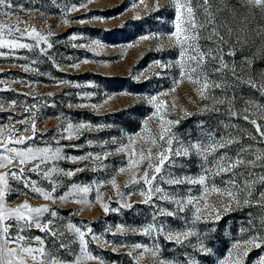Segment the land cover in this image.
I'll return each mask as SVG.
<instances>
[{
	"label": "rangeland",
	"instance_id": "obj_1",
	"mask_svg": "<svg viewBox=\"0 0 264 264\" xmlns=\"http://www.w3.org/2000/svg\"><path fill=\"white\" fill-rule=\"evenodd\" d=\"M11 2L14 9L0 6V13L8 12L7 17L0 15V24H12L18 19L22 23L17 27L28 30L35 27L53 47L48 49L47 56L38 48L0 49L6 53L0 56V138L6 139L9 130L15 132L22 128L27 130L21 135L30 136L31 124L35 121L37 132L27 142L29 146L60 147L67 157L89 154L106 157L101 160L57 161L55 166L61 172L52 173L50 180L32 173L31 179L46 191H50L49 185L53 181L58 185L51 201L30 191L26 193L10 181L11 192L6 198L8 207H16L25 200L32 206L48 205L50 211L57 212V216L53 218L45 213L41 221L45 222V218L55 220L64 233L69 251L54 248L53 237L35 226L23 230L31 246L39 247L35 238L41 237L46 251L55 252L58 259L71 264L82 255L78 235L67 231V226L72 224L87 233L85 251L96 257L81 259L80 264H185L189 260L195 264H220L221 260H236L237 253L245 248L252 250L247 256L239 257L241 264H255L259 257L264 256V250L253 249L248 243L253 236L264 235V228H261L264 208L255 203L259 193L264 191V185H255L252 205L237 206L233 202L229 207L224 197L211 190L213 184L222 189L224 184L221 181H227V175L213 177L207 191L198 184L170 186L154 181L177 198L186 200L193 197L201 201L187 207L179 218L167 217L156 214L157 209L173 211L177 205L157 200L158 194L153 196V203H143L147 198L145 190L148 185L144 184L142 177L150 161L145 159L139 167L136 166L140 152L147 156L149 148L153 150L151 162L155 166V153L162 150L160 145L163 142L157 140L153 145L150 141L162 131L158 123L160 116L173 122L170 129L172 138L185 145L200 139L202 131H210L217 138L224 136L240 141L228 150L229 156L234 157L241 147L249 145L253 153L264 152V142H261L254 126L239 117H230L226 111L229 107L227 98L231 97H235L234 110L241 116L245 114L243 110L248 108L249 101L264 105L260 92L246 83H236L231 73L234 66L242 81L255 79L260 82L264 77V13L242 8L237 0H209V11L215 16L217 24L223 26L227 23L234 33L243 27L239 20L250 11H253L256 20L252 25L254 30L247 33L244 43L233 44L236 39L234 34L229 45L223 46L227 71H215L214 65L219 61L208 63L204 70L208 79L224 87L206 90L202 98L197 91L201 85L192 83L187 76H181L180 48L175 45L173 33L178 23L183 27V22L187 20L183 7L180 19H177V3L190 4L198 19L203 21V0ZM72 6L77 10L68 11ZM230 9H236L237 20H232ZM258 31L261 34L258 35ZM221 34L228 39L224 27H221ZM21 42L32 44L34 39L25 37ZM39 46L47 48L43 41ZM200 46L207 51L217 45L201 39ZM229 52L235 55H228ZM26 67L32 70L25 71ZM152 97L157 99L149 103ZM218 99L225 102L215 103ZM157 104L160 105L159 110ZM26 108L32 109L31 114L25 111ZM205 108H218L219 111H204ZM247 114L251 118L257 115L255 108H250ZM21 120H27V125H22ZM177 120L179 123H175ZM68 123L73 126L88 124L94 130H83L79 137L67 139L64 128ZM164 126L169 127L168 124ZM62 136L65 138L62 139ZM253 136L256 139H250ZM10 146L23 148L25 145ZM173 146L177 145L174 143ZM249 158L254 156L250 153ZM69 170L76 171V174L71 177L63 175ZM2 171L6 169L0 168ZM202 172L200 157H175L173 163L166 162L162 167L161 175L165 180L169 174L198 178ZM253 172L255 177H259L264 175V168L257 167ZM245 176L246 170L240 169L236 179L241 186ZM112 180L117 187L112 186ZM73 184L90 186L92 190L86 194L77 191L67 200L59 199ZM97 194L101 200H97ZM102 204L108 205L107 213ZM126 204L131 207H124ZM197 207L201 210L200 220L195 219L194 210ZM153 223L157 227L163 225L166 232L191 231L194 235L183 244L169 240L164 233L144 235L143 229ZM22 225L23 221L20 222ZM15 234L12 232V235ZM59 242L57 238L55 243ZM137 244L146 246L149 251L138 255L141 250L134 248ZM236 245L239 247H234ZM202 246L209 251L201 250ZM154 248L159 249V259L151 251ZM28 264L32 261L29 260Z\"/></svg>",
	"mask_w": 264,
	"mask_h": 264
},
{
	"label": "snow or ice",
	"instance_id": "obj_2",
	"mask_svg": "<svg viewBox=\"0 0 264 264\" xmlns=\"http://www.w3.org/2000/svg\"><path fill=\"white\" fill-rule=\"evenodd\" d=\"M143 2V0H141ZM237 4L242 8H248L251 10H260L264 13V0H237ZM0 6L8 9H14V5L11 0H0ZM84 6L83 4L81 5ZM185 8L187 13V20L183 22V27L180 23L176 25V30L173 33L175 37V45L180 48V59L179 65L181 68V76H187L192 83L200 84L201 87L197 89L201 97H204V93L209 89H219L224 87L222 84L215 83L208 79L205 73V68L208 63L219 61L215 64V71H227L228 65L224 63L223 60V46L229 45L231 38L235 34L236 39L232 41L235 43H244L247 40V33L254 30L252 28L253 23L256 20L253 11H250L248 15L244 16L239 20V24L243 25L234 33L233 28L225 23L223 26L218 25L215 16L209 11V0H203V8L205 12V19L200 21L197 17L196 12L190 6V4L180 5L177 3V19H180V9ZM68 11H76L75 6L67 9ZM21 11L23 9L21 8ZM232 13V20H237L236 9L229 10ZM5 17L8 16V12L0 13ZM22 23L18 19L15 23H3L0 24V49L16 50V49H39V52L47 56L48 49L53 47V44L48 43L47 38L35 28L28 30L27 28H19L16 25ZM26 23V22H24ZM221 27L226 29V35L228 39H225V35L221 34ZM13 32L16 33L13 36ZM202 33H207V35H202ZM261 34V32H257ZM7 37H12L11 39ZM25 37L33 38L34 43L29 44L27 42H21ZM148 37H143L147 39ZM203 39L208 42H212L217 46L212 49L205 51L200 46V40ZM43 41L47 48L40 47V42ZM216 53V54H214ZM6 53L0 51V56H4ZM228 55H235L234 52H229ZM186 57V59H185ZM250 63V61H245ZM33 63H36L35 61ZM32 70L30 68H25V71ZM232 77L236 83H246L250 88L255 89L260 92L261 97L264 98V77L261 78L260 82L255 79H249L247 81H242L240 76L237 74L235 67L231 69ZM156 97H152L149 103L156 101ZM215 99V98H214ZM234 100L235 97L227 98L228 109L227 114L230 117H239L251 125L254 126L255 131L261 142H264V105L256 104L254 101L248 102V108L244 109L242 116L239 112L234 110ZM224 99L215 100L217 104H223ZM15 103V101H13ZM34 107V106H32ZM159 110L160 105H156ZM250 108H255L256 118H251L248 115V110ZM25 111L31 114L32 109L26 108ZM204 111H219L218 108L208 109L205 108ZM155 115V114H154ZM167 115V113H165ZM259 121V122H258ZM22 125H27V120H21ZM159 127L162 129L161 133L154 137L150 143L155 145L157 140L163 142L160 147L162 150L155 153L156 162L153 166V150L148 149L147 156L143 151L139 154V161L136 162V166L139 167L145 159L149 160L148 168L143 173V182L148 185L145 190L147 192V198L143 201L145 204L153 203V196L156 195L157 200L170 201L177 205V209L173 211L163 212L159 208L157 209L158 215L167 217H177L179 218L180 213H183L185 209L194 204L200 203L199 198L189 197L186 200L184 198H177L175 195L166 192L165 188L162 186H157L154 181H159L161 184H167L170 186H179L182 184L188 185H201L204 186L205 191L208 190L209 181L213 177L217 176H229L227 181H221L224 187L217 188L214 184L211 190L220 194L225 198V203L230 207L234 202L237 206H250L253 201L251 197L253 196V190L257 183L264 185V175L255 177L253 169L260 167L264 168V152L253 153L251 145L248 147H241L235 154V156H229L228 150L234 145L239 144L240 141L231 137L221 136L216 137L213 132H203L201 138L195 141H189L186 145L172 138L171 125L172 121H165L164 116L159 117ZM179 123V120L175 121ZM165 124L169 127L165 128ZM228 127V125H225ZM26 128L17 129L15 132L9 130V136L6 139L0 138V168L6 169V171L0 172V264H28L31 260L32 264H69L67 260H61L57 258V255L53 251H46L44 247V241L41 237H36L35 241L39 247H32L31 241L25 235H23L24 228H30L35 226L41 232L45 234H50L53 237V247L58 249H63L69 251L68 245L64 242V233L59 230L60 226L55 223L54 219L45 218V222L41 221V217H44L45 213L49 216L55 218L57 216L56 211H50L48 205L32 206L27 200L17 205L16 207H8L6 198L11 192V182H15L18 187H22L27 193L30 191L37 196H42L45 200H53V193L57 191L58 185L53 181L49 185L50 191L37 186V181L31 179V174L35 173L38 176H42L45 179H51L52 173H60L61 170L55 166V162L65 159H72L73 161H87V160H101L106 159V157H100L99 155L93 157L91 154L88 156L81 157H67L62 154L60 147L53 149L52 147H32L29 146L27 142L31 141L37 132V127L35 121L31 124L30 136L21 135V132L26 131ZM83 130L92 131L94 130L91 125L79 124L73 126L71 123L67 124L64 131L68 134L67 139H72L73 136L79 137ZM145 131H150L145 129ZM167 133V136L165 135ZM13 136L16 138L13 139ZM62 139L65 137H61ZM250 139H256L255 136L250 137ZM174 143L177 146H173ZM25 145L23 148L12 147L10 145ZM252 154L254 158H249V154ZM197 156L201 158V168L203 169L202 174L198 178L191 177H176L169 174L168 179H164L162 173V167L165 166L166 162L171 164L174 162L175 157H189ZM31 162V163H30ZM51 165V166H49ZM207 165V167H205ZM47 169V170H45ZM240 169L246 170V176L244 180L238 182L236 177L240 175ZM83 169H77L76 171H82ZM76 171L69 170L64 172L65 176H74ZM121 172L124 171L123 168L120 169ZM248 177H255L253 179H248ZM138 183V181H133ZM113 187H117L115 180L111 181ZM90 186H78L73 184L69 191L59 199L67 200L70 195L75 192L88 193L91 191ZM144 194L143 192L141 193ZM123 195V194H121ZM97 200H101V196L97 194ZM256 206L264 208V191L259 193V197L256 200ZM102 207L107 213L109 207L107 204H102ZM124 207H131V205H124ZM113 211H118V209H113ZM195 219H201V210L197 207L194 210ZM156 219V215L153 216V220ZM219 219V215H217ZM23 221V225L20 226V222ZM261 228H264V218L261 219ZM123 231V229H120ZM67 231L73 232L78 235L81 254L76 257L75 261L71 264H80L81 259H96V257L90 256L86 253L85 249L87 247L88 241L85 239L87 233L82 231L81 228L75 225L69 224L67 226ZM15 232V235H12ZM90 232V230H89ZM153 232L157 234H166L169 240H174L176 244H183L189 237L194 235L191 231H180L173 232L171 230L165 231L163 225L157 227L155 223L147 225L143 229L144 235H151ZM59 238V244H56V239ZM257 240L262 243H258ZM252 248H261L264 250V235L259 237L253 236L252 240L249 241ZM234 247H239L238 245ZM135 249L141 250L138 255H142L143 251H149L146 246L135 245ZM203 251H209V249L201 247ZM252 249L245 248L242 252L237 253L236 260H221L220 264H241L239 257H244L249 254ZM153 254L158 257V248H154ZM131 255V253H129ZM232 257V253H229V258ZM185 264H195L194 261H186ZM255 264H264V256L259 257Z\"/></svg>",
	"mask_w": 264,
	"mask_h": 264
}]
</instances>
